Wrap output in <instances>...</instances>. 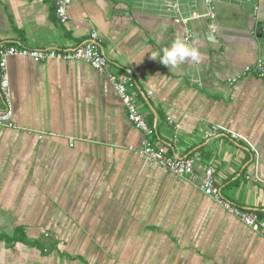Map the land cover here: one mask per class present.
<instances>
[{"label": "crops", "instance_id": "0c3cea01", "mask_svg": "<svg viewBox=\"0 0 264 264\" xmlns=\"http://www.w3.org/2000/svg\"><path fill=\"white\" fill-rule=\"evenodd\" d=\"M68 12L61 24L54 0H0V48H68L97 32L110 60L101 73L8 58L17 128L0 126V264H264L263 235L199 178L140 153L108 77L135 79L159 147L195 158L198 177L212 167L226 199L264 218V79L245 71L264 58V0H217L215 20L205 0H72ZM177 37L198 62L151 57Z\"/></svg>", "mask_w": 264, "mask_h": 264}, {"label": "built area", "instance_id": "2783aa9c", "mask_svg": "<svg viewBox=\"0 0 264 264\" xmlns=\"http://www.w3.org/2000/svg\"><path fill=\"white\" fill-rule=\"evenodd\" d=\"M216 1L217 0H205L209 10L208 15L212 20H215L217 17ZM239 1L256 4L260 0ZM71 3L72 0H54L55 14L61 24H66L69 20L68 8ZM97 38V32H93L89 40L85 43L68 48L43 49L18 45L0 48V94L6 105V109L0 114V126L17 128L16 124L13 122L14 112L11 104L10 78L7 70L9 57L15 55L24 56L37 62L48 60L64 62L84 60L97 71L106 73L110 60L99 48ZM191 38L192 34L186 36L187 41L191 40ZM245 71L246 73H255L260 78L264 79V58H259L254 65L247 66ZM108 77L122 98L130 120L145 137L143 145L139 149L140 153L151 163L166 168L179 178H188L190 180L199 178V188L204 194L212 197L229 214L237 217L254 232L264 236V218H262L257 211L237 206L226 199L221 192V188L217 184L215 172L212 167H206L201 176L198 177L195 171V158L170 156L165 147H159L155 143L154 138L157 133V128L151 126L141 113L137 102V94L134 91L136 87L135 79L128 75H121L113 72H109ZM236 81L237 79H234V82ZM231 136H233V138L242 137L235 133H232Z\"/></svg>", "mask_w": 264, "mask_h": 264}, {"label": "clouds", "instance_id": "9594fccd", "mask_svg": "<svg viewBox=\"0 0 264 264\" xmlns=\"http://www.w3.org/2000/svg\"><path fill=\"white\" fill-rule=\"evenodd\" d=\"M161 53L153 52L151 57L159 59L160 63L169 68H175L186 61L198 62L200 59L198 49L181 37H177L170 46L162 48Z\"/></svg>", "mask_w": 264, "mask_h": 264}]
</instances>
